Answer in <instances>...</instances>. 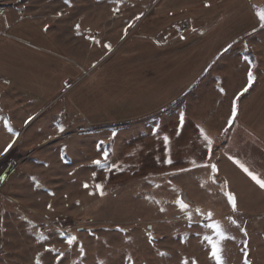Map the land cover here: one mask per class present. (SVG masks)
I'll return each mask as SVG.
<instances>
[{
    "label": "rangeland",
    "instance_id": "obj_1",
    "mask_svg": "<svg viewBox=\"0 0 264 264\" xmlns=\"http://www.w3.org/2000/svg\"><path fill=\"white\" fill-rule=\"evenodd\" d=\"M262 9L264 0H0V35L9 32L1 27L12 13L34 23L57 41L60 59L80 71L79 80L87 79L31 119L0 102V152L15 140L0 155V264H216L204 240L218 239L212 223L229 237L220 242L224 264H264V189L229 159L264 179V118H250L246 103L242 118L228 127L235 94L238 115L252 92H243L248 80L240 61L248 46L263 62L259 83L264 78V26L254 15ZM183 36L200 48V66L227 44L232 50L185 89L188 98L158 111L163 118H120L112 86L128 77L112 67L128 76L131 65H145L146 47L150 52L157 43L161 56ZM189 67L185 73L194 74ZM81 91L109 102L104 118L68 110L69 95ZM184 104L198 118H184L181 127ZM197 125L213 141L211 158ZM104 150L106 166L97 167L93 161ZM226 193L235 196V211ZM178 198L190 206L191 221ZM68 235L77 237L71 247L64 242Z\"/></svg>",
    "mask_w": 264,
    "mask_h": 264
},
{
    "label": "crops",
    "instance_id": "obj_2",
    "mask_svg": "<svg viewBox=\"0 0 264 264\" xmlns=\"http://www.w3.org/2000/svg\"><path fill=\"white\" fill-rule=\"evenodd\" d=\"M254 15L259 21L256 13ZM3 20L1 31L8 30L9 32L6 31L8 35L5 33L0 35V102L2 105L4 103L12 107L11 110L15 115L18 113L22 117L26 115L33 118L71 88L74 91L76 88L83 87L82 84L87 79L79 80L80 71L66 60L60 59L59 56L62 54L56 40L40 31L34 23L19 19L14 13ZM179 39L181 43L174 42L173 45H168L170 49L162 50L164 54L161 56L155 54L158 47L161 48L157 43L152 44L150 52L148 51L150 47H146L144 50L145 65H131L128 76L122 70H115L116 68L112 67L118 77L121 75L128 77V81L114 80L116 85L112 86L114 101L112 100L111 103L117 102L116 111L121 114L120 118H163L157 117L158 111L166 112L169 110V108L165 109L168 103L186 98L188 96L186 93L191 91L190 87L198 85L196 83L199 76L202 73L205 74L209 65L217 60L218 56L221 58L224 55H230L232 50V47L227 44L222 49L223 52H219L218 55L214 51L210 55L212 58L205 62L204 66H200V48L194 47L195 45H192L191 40L186 36ZM186 46L189 47L186 48ZM153 54L155 55L151 58ZM240 61L243 68L246 67L247 80L249 68L255 80L251 85L252 92L250 91V94L248 92L243 102L239 103L237 118H242L246 103L251 111L250 118H264V78L259 83L258 73V64L263 62L249 46L241 52ZM189 66L195 71L194 74L185 73ZM73 80L76 82L72 84ZM66 85H68L67 88H65ZM247 86L248 83L243 90ZM84 93L81 91L78 94L74 92L73 95H69L68 110L80 115V118H104L100 117L101 111L105 107L104 103L109 102L99 99L96 94L83 97ZM238 93L233 97L235 102L240 96ZM183 95L185 96L182 97ZM198 95L191 97L195 98ZM34 100H38L37 106ZM72 108H76V112ZM105 110L111 112L115 109ZM181 114L184 118H198L197 114L194 116L195 113L188 112L186 104L179 109V118ZM122 115L124 116L121 117Z\"/></svg>",
    "mask_w": 264,
    "mask_h": 264
},
{
    "label": "snow or ice",
    "instance_id": "obj_3",
    "mask_svg": "<svg viewBox=\"0 0 264 264\" xmlns=\"http://www.w3.org/2000/svg\"><path fill=\"white\" fill-rule=\"evenodd\" d=\"M65 3H69V0H65ZM207 6V5H206ZM258 19L262 22V26H264V9L257 11L256 13ZM137 19H139V17H137ZM77 28H79V25H77ZM98 43V42H97ZM105 47L111 48L110 45H105ZM229 47H231V45H229ZM245 59L247 60V57H245ZM255 77L251 71V68H249L248 71V86L244 88V92L248 91V88L251 87L252 83L254 82ZM221 92H223V89H220ZM237 116V107H236V102H233V106H232V115L228 120V127L230 128L232 126V124L234 123V120ZM29 119H31V117H29ZM180 122H181V127L183 125L184 122V117L183 114H181L180 116ZM4 123V127L7 129V131L9 133L13 132V129L10 125V122L8 120H3ZM27 123V121H26ZM199 129V135L203 138V140L206 142V146L208 148V154H209V158H211V153H212V144L213 141L212 139L208 136V134L205 132V130L203 128H201L199 125L196 126ZM228 128L225 129V131H227ZM60 131H63V128L60 129ZM179 134V133H178ZM15 136H18L19 133H14ZM116 134L113 133V136H115ZM164 141L167 144L169 141V138L167 136H164ZM12 143H15V140H13ZM12 143H9L7 145V147H5L3 152H0V155H5L7 154V152L12 148ZM104 142L101 141L100 145H98V150H100V148L103 146ZM109 158V152L107 150H104L102 152V159H97L95 161H93V163L97 166V167H101L104 168L106 166V161ZM229 159H232L234 163H236L241 169L242 171L248 176L250 177V179L252 181H254L260 188L264 189V179L260 178L256 173H254L253 171H251L248 167H246L244 164H242L240 161L235 160L233 157H229ZM166 163L171 164L172 160L169 158L168 160H166ZM193 164L194 167H200L201 165L196 164L195 161L191 162ZM204 167H209V165L205 164L203 165ZM211 169L213 172L217 171L216 165L212 164L210 165ZM189 169H180L179 171H188ZM95 175V174H94ZM4 177L0 176V180H3ZM85 187H88L87 184H85ZM97 190L100 192L101 195H103V185L101 184H97L96 185ZM228 202L232 205V209L233 211L236 210V198L232 193H226ZM175 203L178 205L179 209L182 212H185V214L187 215V218L191 221L192 220V216L191 214H188L187 210L189 209V205L187 203L184 202L183 199H177L175 201ZM51 207V206H49ZM160 211H164V209H160ZM197 213L200 211L199 209L195 210ZM210 217V214H209ZM233 223H235V221H233ZM208 227H210L215 236L218 237L217 240H213L212 236H208L205 235L204 236V240H206L209 245H210V256L216 261V264H224V260H223V256H222V252L223 249L221 247L220 242L228 239L229 237L227 236V234L225 233V231L223 230V228L221 227V225L219 223H212L210 225H208ZM120 231H123V229H120ZM77 240V237L72 236V235H68L64 242L68 244L69 247H71ZM47 251H55L54 249H46ZM81 252H83V249L81 248ZM162 255L164 253H161ZM63 254H61L62 256ZM57 260H59V257H57ZM182 264H189L188 260H184L182 261ZM193 264H195V262H193ZM247 264V262H246Z\"/></svg>",
    "mask_w": 264,
    "mask_h": 264
},
{
    "label": "built area",
    "instance_id": "obj_4",
    "mask_svg": "<svg viewBox=\"0 0 264 264\" xmlns=\"http://www.w3.org/2000/svg\"><path fill=\"white\" fill-rule=\"evenodd\" d=\"M64 234H67L66 232H64Z\"/></svg>",
    "mask_w": 264,
    "mask_h": 264
}]
</instances>
